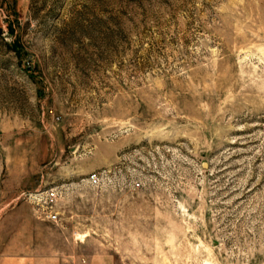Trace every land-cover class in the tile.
Instances as JSON below:
<instances>
[{
	"label": "rangeland",
	"instance_id": "obj_1",
	"mask_svg": "<svg viewBox=\"0 0 264 264\" xmlns=\"http://www.w3.org/2000/svg\"><path fill=\"white\" fill-rule=\"evenodd\" d=\"M0 264H264V0H0Z\"/></svg>",
	"mask_w": 264,
	"mask_h": 264
},
{
	"label": "built area",
	"instance_id": "obj_2",
	"mask_svg": "<svg viewBox=\"0 0 264 264\" xmlns=\"http://www.w3.org/2000/svg\"><path fill=\"white\" fill-rule=\"evenodd\" d=\"M108 177L107 170L96 171L89 175L87 181L92 186L99 187ZM69 189L70 186L62 185L30 194V201L38 218L61 226L62 218L58 208L65 192ZM82 261L83 263L86 262L85 260Z\"/></svg>",
	"mask_w": 264,
	"mask_h": 264
},
{
	"label": "crops",
	"instance_id": "obj_3",
	"mask_svg": "<svg viewBox=\"0 0 264 264\" xmlns=\"http://www.w3.org/2000/svg\"><path fill=\"white\" fill-rule=\"evenodd\" d=\"M37 218H38V216H37ZM38 220H40V219H38Z\"/></svg>",
	"mask_w": 264,
	"mask_h": 264
}]
</instances>
